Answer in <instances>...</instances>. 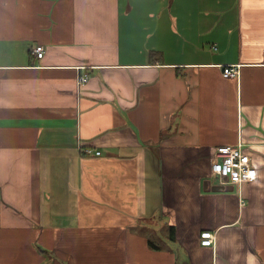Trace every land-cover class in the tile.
Segmentation results:
<instances>
[{"label": "crops", "instance_id": "obj_1", "mask_svg": "<svg viewBox=\"0 0 264 264\" xmlns=\"http://www.w3.org/2000/svg\"><path fill=\"white\" fill-rule=\"evenodd\" d=\"M0 264H264V0H0Z\"/></svg>", "mask_w": 264, "mask_h": 264}, {"label": "built area", "instance_id": "obj_2", "mask_svg": "<svg viewBox=\"0 0 264 264\" xmlns=\"http://www.w3.org/2000/svg\"><path fill=\"white\" fill-rule=\"evenodd\" d=\"M34 53L39 58L45 55L43 46H37ZM225 78L237 79L240 75L238 66H230L224 69ZM89 80V75H81L78 84H86ZM86 155L91 156L93 151L86 149ZM95 155H101L100 152ZM211 171L213 175L220 180L222 184H231L241 190L246 183H253L257 179V172L252 167L250 156L244 151L242 144L237 146L219 147L216 152V159L212 163ZM202 246H212L214 244V235L212 232H204L202 234Z\"/></svg>", "mask_w": 264, "mask_h": 264}, {"label": "trees", "instance_id": "obj_3", "mask_svg": "<svg viewBox=\"0 0 264 264\" xmlns=\"http://www.w3.org/2000/svg\"><path fill=\"white\" fill-rule=\"evenodd\" d=\"M150 56H151V58L158 57L159 59L162 57L161 54H158V53L155 54V53H153V52H151ZM160 56H161V57H160ZM81 151H82V153H83L84 155H86L85 152H84L83 150H81ZM86 156H89V155H86Z\"/></svg>", "mask_w": 264, "mask_h": 264}, {"label": "bare ground", "instance_id": "obj_4", "mask_svg": "<svg viewBox=\"0 0 264 264\" xmlns=\"http://www.w3.org/2000/svg\"><path fill=\"white\" fill-rule=\"evenodd\" d=\"M38 58H39V57H38ZM228 146H231V145H228ZM236 146H237V145H236ZM219 147H223V146H219ZM219 147H218V148H219ZM218 148H217V149H218ZM217 149H216V151H215L214 161H215V159H216V152H217ZM213 163H214V162H213ZM257 177H258V176H257ZM256 180H257V179H256ZM254 182H255V181H254ZM254 182H253V183H254ZM202 234H203V233H202ZM213 235H214V234H213ZM201 237H202V235H201ZM214 239H215V235H214ZM202 240H203V238H202ZM214 242H215V241H214Z\"/></svg>", "mask_w": 264, "mask_h": 264}, {"label": "rangeland", "instance_id": "obj_5", "mask_svg": "<svg viewBox=\"0 0 264 264\" xmlns=\"http://www.w3.org/2000/svg\"><path fill=\"white\" fill-rule=\"evenodd\" d=\"M216 183H217V185H220L221 184L220 180H218V179H216Z\"/></svg>", "mask_w": 264, "mask_h": 264}]
</instances>
